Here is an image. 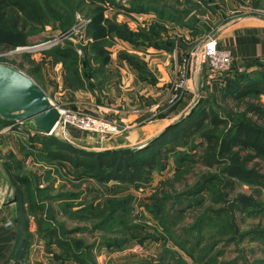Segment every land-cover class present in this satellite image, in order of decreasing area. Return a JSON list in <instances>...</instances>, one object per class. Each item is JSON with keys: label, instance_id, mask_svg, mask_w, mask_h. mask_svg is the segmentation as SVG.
I'll use <instances>...</instances> for the list:
<instances>
[{"label": "rangeland", "instance_id": "rangeland-1", "mask_svg": "<svg viewBox=\"0 0 264 264\" xmlns=\"http://www.w3.org/2000/svg\"><path fill=\"white\" fill-rule=\"evenodd\" d=\"M32 1L43 11V26L30 36L27 47L0 52L8 53L0 57V65L4 63L31 78L57 107L95 123L84 129L65 127V132L59 130L54 137L96 153L130 149L132 142L122 139L129 131L128 125L121 122L123 111L110 106L112 85L108 73L112 62L138 61L143 53L131 42L137 43L136 36L146 29L145 23H137V7L130 11L131 3L137 0ZM147 1L169 5L181 22L175 31L171 26L161 31L162 42L179 51L188 49L185 56L178 57L180 64L198 50L197 55L209 39L215 40L218 48L232 51L229 42L221 43L217 38L241 15L264 18V0ZM172 13H166V17L171 18ZM183 27H192L194 32L188 46L177 39L185 36L179 32ZM36 44L42 47L29 49ZM66 47L75 53L80 50L83 62L78 59L79 63L74 60L71 64L57 59L55 51ZM231 62L230 69L220 73L196 61V70L205 71L209 82L205 80L197 91H188L190 102H181L188 84L180 101L172 106L167 100L162 103L157 109L160 115L155 118L165 120L163 130L202 106L219 111L223 90L235 80L264 76V59L241 65L233 59ZM76 68L79 82L72 73ZM259 100L264 107V97ZM134 112L142 117L141 122L152 118L151 112L142 115L146 112L143 107ZM256 121L264 126V118ZM7 128L0 126V158L8 163L11 174L24 179V185L16 186L21 203L3 209L4 222L19 233L22 223H28L27 264H264V189L238 184L229 199L241 195L252 198L253 204L245 214L226 213L228 206L215 198L214 187L206 182L214 172L185 160L199 143L198 136L188 148L169 157L164 172H153L149 180L133 185H103L78 180L68 165L49 163L41 152L42 135L29 136L28 128L22 125L10 132ZM27 201L38 205L42 215H27ZM38 225L44 235L54 233L64 241L74 253L72 258L53 244L54 239L42 238Z\"/></svg>", "mask_w": 264, "mask_h": 264}, {"label": "trees", "instance_id": "trees-1", "mask_svg": "<svg viewBox=\"0 0 264 264\" xmlns=\"http://www.w3.org/2000/svg\"><path fill=\"white\" fill-rule=\"evenodd\" d=\"M166 6L154 1L137 0L131 3L130 11L137 7L136 10L140 12H153L164 18L166 13H172V8H164ZM48 13L59 21L53 12ZM172 15L177 19L173 13ZM43 17L42 9L32 0H0V52H12L27 47L30 36L39 26H43ZM131 42L137 44L132 40ZM73 51L70 47L58 49L55 56L71 64L74 60L79 63V58ZM80 60L83 62L84 55ZM72 73L79 82L78 69ZM261 97H264V76L254 80L243 77L225 87L219 111L207 109L205 106L195 109L141 150L96 153L75 148L57 137L42 135L41 152L49 163L68 165L78 180H92L103 185L112 182L133 185L149 180L155 171L164 172L169 157L179 149L188 148L193 138L198 136L200 141L192 148L191 155L185 157L186 162L214 172L206 182L214 187L215 198L228 206L226 213L237 211L245 214L253 204V199L241 195L234 199L229 197L240 183L264 189V126L256 121L264 118V107L259 100ZM10 125L12 124L0 121L2 127ZM26 130L29 136H39L29 128ZM4 162V168L15 189V204L19 205L21 202L16 186L24 185V179L11 174L10 166ZM27 203V215H42L38 205H29L28 201ZM21 227L14 264H27L30 247L28 223H22ZM37 230L39 234H43L42 238L45 240L49 237L54 239L53 244L65 256L72 258L74 253L64 241L56 238L54 233L44 235L39 225Z\"/></svg>", "mask_w": 264, "mask_h": 264}, {"label": "crops", "instance_id": "crops-1", "mask_svg": "<svg viewBox=\"0 0 264 264\" xmlns=\"http://www.w3.org/2000/svg\"><path fill=\"white\" fill-rule=\"evenodd\" d=\"M169 7L167 5L164 8L169 9ZM175 12L178 11L175 10ZM137 14L138 20L143 18L142 21L137 20L138 25H141L142 22L146 25V29L138 35L137 41V47L143 50V53H140L138 61L112 62L109 65L112 71L108 73L109 79L107 78L112 85L109 98L110 106L112 108L121 107L123 111L121 122L126 123L129 127V131L122 139L127 143L132 142V146H128L131 147L130 149L149 142L166 127L163 125L164 119L155 118L160 115L157 109L167 100L170 88L177 78V68L181 61V58L178 59V57L185 56L188 51V49L183 50L184 48H181L180 51L179 49L176 50L172 44L162 42L164 40L161 38V31L168 26H171L172 31H175L181 26L180 21L173 18L169 19L166 16L160 18L153 12H138ZM245 15L246 13L241 15L235 24L225 28L226 30L222 32V35H217V39L221 40V43L229 42L232 58L240 63L239 65L249 60L264 59V18L256 20ZM180 31H182L181 34L185 35L184 37L177 36L180 44L182 46L192 44L194 38L192 27H183ZM156 41H159L158 44H155ZM196 69V64L192 60L189 87L182 96V103L191 101L188 91H197L198 87L203 86L208 80V74L205 75V71L202 73ZM116 84L118 90L115 88ZM139 107L146 109L142 115L151 112L149 116L152 118L141 122L142 117L134 112ZM111 149L113 148H108V150ZM15 205V203H10L0 207V264L15 263L13 258L19 244V232L16 228L5 224V212L3 210L5 207L13 208Z\"/></svg>", "mask_w": 264, "mask_h": 264}, {"label": "water", "instance_id": "water-1", "mask_svg": "<svg viewBox=\"0 0 264 264\" xmlns=\"http://www.w3.org/2000/svg\"><path fill=\"white\" fill-rule=\"evenodd\" d=\"M196 53L193 57L194 62H196ZM187 115L189 113L181 119ZM59 118L58 107L31 78L14 68L0 65V121L12 124L6 129L7 132L12 131L14 126L22 125L34 133L48 136L55 130ZM164 131L149 142L133 147V149L146 147ZM67 143L79 148L70 142ZM4 164L5 162L0 159V207L15 203V189Z\"/></svg>", "mask_w": 264, "mask_h": 264}, {"label": "built area", "instance_id": "built-area-1", "mask_svg": "<svg viewBox=\"0 0 264 264\" xmlns=\"http://www.w3.org/2000/svg\"><path fill=\"white\" fill-rule=\"evenodd\" d=\"M130 1V0H127ZM12 53V52H11ZM77 56L79 59L82 58V52L79 50L77 51ZM8 53H3L0 55L1 58L7 56ZM194 55L191 54L188 59L182 60L181 64L179 65L177 71V78L172 84L170 88V92L167 96V103L172 106L181 99V95L183 91H185L189 84V74L191 71V65ZM231 52L227 49L218 48L217 43L215 40L209 39L207 42L203 44L200 51L196 55V61L200 65H204L208 69L212 70L213 72H220L223 73L224 71H228L231 67V60H232ZM196 64V62H195ZM1 65H6L1 63ZM197 67V65H196ZM60 118L55 128H57V132L59 130L64 131L65 127H76L78 129L89 128L90 126H94L95 123L91 122L88 119H84L78 113H72L70 111L64 110L61 107H58ZM110 130H114L113 128ZM55 133H51L49 136H56ZM42 135V134H40Z\"/></svg>", "mask_w": 264, "mask_h": 264}, {"label": "bare ground", "instance_id": "bare-ground-1", "mask_svg": "<svg viewBox=\"0 0 264 264\" xmlns=\"http://www.w3.org/2000/svg\"><path fill=\"white\" fill-rule=\"evenodd\" d=\"M46 46V45H45ZM42 47V44H36L35 46H32V47H29V49H31V50H36V49H40ZM43 47H44V45H43ZM24 50H26V49H24ZM58 128V127H57ZM57 128H55V130L53 131V133L54 132H57ZM58 133V132H57Z\"/></svg>", "mask_w": 264, "mask_h": 264}]
</instances>
